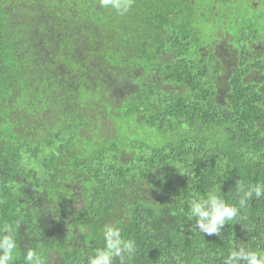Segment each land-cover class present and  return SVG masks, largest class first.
Listing matches in <instances>:
<instances>
[{"label": "trees", "instance_id": "obj_1", "mask_svg": "<svg viewBox=\"0 0 264 264\" xmlns=\"http://www.w3.org/2000/svg\"><path fill=\"white\" fill-rule=\"evenodd\" d=\"M128 156V157H127ZM264 182V0H0V226L17 255L87 264L115 224L124 264H223L264 249V197L219 235L192 199ZM114 264H121L116 258Z\"/></svg>", "mask_w": 264, "mask_h": 264}, {"label": "clouds", "instance_id": "obj_2", "mask_svg": "<svg viewBox=\"0 0 264 264\" xmlns=\"http://www.w3.org/2000/svg\"><path fill=\"white\" fill-rule=\"evenodd\" d=\"M103 8H112L120 15L126 14L133 0H99ZM237 190L240 193L236 204L228 203L219 190V187L208 191L203 197L192 199L189 207L190 219H195L196 230L209 236L219 235L225 224L238 221L241 211L248 206L250 200L264 197V182L245 185L237 181ZM19 221L3 223L0 226V264H12L17 255V241L15 238ZM103 247L96 248L87 257V264H114L119 258L124 264L126 258L136 252V241L125 239L119 227L115 224H105L102 229ZM25 264H45L41 255L34 249L27 250L24 256ZM223 264H264V249L235 246L230 249L224 258Z\"/></svg>", "mask_w": 264, "mask_h": 264}, {"label": "rangeland", "instance_id": "obj_3", "mask_svg": "<svg viewBox=\"0 0 264 264\" xmlns=\"http://www.w3.org/2000/svg\"><path fill=\"white\" fill-rule=\"evenodd\" d=\"M128 157V156H127Z\"/></svg>", "mask_w": 264, "mask_h": 264}]
</instances>
